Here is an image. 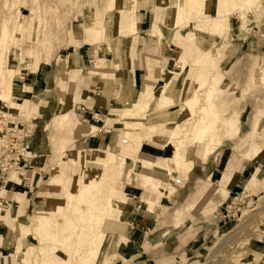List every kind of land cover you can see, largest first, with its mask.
<instances>
[{"label": "rangeland", "instance_id": "1", "mask_svg": "<svg viewBox=\"0 0 264 264\" xmlns=\"http://www.w3.org/2000/svg\"><path fill=\"white\" fill-rule=\"evenodd\" d=\"M187 1L0 0V25L17 26L0 45V55L10 49L2 67L11 85L35 73L34 62L43 57L51 64L40 66L52 78L44 95L13 100L30 102L19 110L7 103L9 111H0L6 127L31 128L23 143L31 160L22 161L17 174L27 180L0 199V264H77L90 244L98 256L89 264H122L118 253L134 237L127 229L142 231V252L151 264H264V0H195L192 13ZM228 15L222 36L198 27ZM179 17L189 21L181 30ZM73 53L83 59L75 71ZM117 53L118 62L109 63ZM102 59L104 69L93 70ZM171 79L170 105L142 93L146 88L158 96ZM124 111L144 112L142 126H154L155 138H172L163 155L145 149L143 155L167 160L183 141V163L143 172L137 149L147 145L138 143V134L127 135ZM205 124L213 130L207 139L199 134ZM91 126L105 127L93 135L106 131L118 138L117 153L106 163L91 157L108 147L84 150L77 138L79 129ZM231 156L240 166L219 205L212 191ZM62 161L75 167L69 180L59 173ZM128 186L140 187L139 198L126 195ZM16 193L25 195L21 213L12 212ZM111 193L114 214L93 216L91 206L100 210ZM6 232L10 243L1 239ZM93 232L101 245L91 243ZM27 233L25 248H34L23 250Z\"/></svg>", "mask_w": 264, "mask_h": 264}, {"label": "crops", "instance_id": "2", "mask_svg": "<svg viewBox=\"0 0 264 264\" xmlns=\"http://www.w3.org/2000/svg\"><path fill=\"white\" fill-rule=\"evenodd\" d=\"M136 21H137V13H136ZM174 38H175V35H174ZM170 43L172 45H174V43H175L174 39ZM72 56H73V58H72L71 64L73 66V71H75V70H77L76 68L80 69L83 59H82V56L76 55L74 53L72 54ZM43 63L48 64V65L51 64V63H46V62H43ZM34 71H36V72L33 74H26L24 77H22L23 79H22V81H20L21 83L13 84L14 85L13 95H12V98L10 100L5 101V100L0 99V111L2 109L5 111H7V110L9 111V107H8L7 103L9 105L17 108V106L21 107L20 105H23L26 101H29V100H25L24 103L16 104L15 102H13V100L17 101L20 98H25V97H29V99H33L36 97L35 96L36 93H38L37 97L42 96L45 93H47V91L49 90V85L52 83V78H51L49 69L47 67H44L43 65H41L40 67H38V70H34ZM131 80H132V78H131ZM146 81H148L149 82L148 84H150V85L153 82L149 78ZM144 84H146V83H144ZM132 86H133V88H135V85H132ZM136 87H138V86H136ZM140 87L141 86H139V88ZM151 87L153 88L152 85H151ZM106 94H107V92H106ZM122 96L125 97L126 92H124L122 94ZM98 99L103 100V97H100ZM97 107H99V106H97ZM99 108H102V107H99ZM0 114H1V112H0ZM89 114H91V113L89 112ZM6 115H8V114H6ZM91 115L96 117V116H99V113L96 110H93ZM91 118H93V117H91ZM4 127L6 128V125H4L0 120V128L3 129ZM104 128L105 127L99 128L100 129L99 131L103 130ZM79 131H80V133H79L77 138L80 139L81 145H82L84 150L99 151L104 147L110 146L112 141H113V138H114V135L112 137H109L108 134L106 133V131L99 133L97 135L89 134L88 131L85 129V127L79 129ZM145 144L147 145V147H144L143 145H141V148H140V155H142V160L147 159L150 162L156 161L157 164H159L157 166H159L160 168H162V164H164L167 167V168H165V170L167 171V169H169L168 164H171L170 160L173 158L174 151H173L172 157L167 159V160L159 158V157L154 158V157H151L148 155H163L164 151H165L164 149L167 148L168 145L173 146L172 143H170V144L168 143L164 147L154 146V145L149 144V143H145ZM143 149H145L147 151L148 155H143L141 153L143 151ZM61 163H62V166H59V165L57 166L60 169L59 173H61V172L67 173L68 180H69V177L72 176V173H74L76 171L75 167H74V165H72V162H70V161H62ZM32 165H33V163H32ZM32 165L30 164V166H32ZM239 166H240V162L236 160V157L231 156L227 162V165H226V168H225V171H224L222 178L217 182V184L215 185L216 187L213 188L212 195H213L214 201L216 203H218L219 205H221L222 202L227 198L228 193L230 191V188L233 185V181L235 179V176H236V173L239 169ZM173 168H175V167H173ZM163 169H164V167H163ZM216 171H217V165L212 169L211 175H213ZM10 177H12V174L10 175ZM26 180H27L26 177L21 174L20 176H18L17 180L10 179L9 182L5 185H2L0 183V192H1L0 194H2L0 199L5 200L7 198V196L9 195L7 193V190L9 188L19 187ZM221 183L223 184V186L218 185ZM128 184L129 183H127L126 185H128ZM233 187H235V185ZM140 190H141L140 187L128 186L126 188V191L128 192V194H126V195L134 197V198H139L136 195L138 194V192ZM14 197H17V201L19 202V204H18V207L17 206L12 207V212L14 213V211L15 212L19 211V213H21L24 209L23 205L25 203V195H22L20 193H16L14 195ZM15 200L16 199H14L13 201H15ZM2 209L3 208H1L0 211H2ZM4 219H5V217L3 216V214L0 213V220L4 221ZM127 232L130 233V237H131V235L134 237H131L129 239V241H128L129 244L126 245V252H124L123 254H122V252L118 253L119 260L117 261V263L121 262L122 264H129V263H131V264H151L152 259H149V257L147 255L145 256V253L142 252V231H140V229H138V230L137 229H131V230L127 229L126 233ZM10 234L11 233L6 232V235H4L2 237H4V238L7 237L5 239H6V241H8ZM29 234L30 233H27L26 236L24 238H22L23 240L21 239L23 250H25L27 248H34V246H28L27 248H25L26 243H27L26 238ZM137 235H139V236H137ZM8 242L10 243V240Z\"/></svg>", "mask_w": 264, "mask_h": 264}, {"label": "bare ground", "instance_id": "3", "mask_svg": "<svg viewBox=\"0 0 264 264\" xmlns=\"http://www.w3.org/2000/svg\"><path fill=\"white\" fill-rule=\"evenodd\" d=\"M207 1H211V0H202V5H204L205 2L207 3ZM187 4H189V12L190 13L194 12V8L196 6L195 5V0H188L186 2V5ZM225 5L227 6V3ZM236 5H238V4H234V6H236ZM183 6H184V4L182 3L181 4V7H183ZM203 8L201 7V13H203L202 12V9ZM199 10H200V8H199ZM196 14H198V13H196ZM200 18H201V16H197V19H198L197 21H199ZM206 19H209V18H206ZM188 22L189 21L185 20L184 18L179 17V19H178V25H177L176 29L181 30V28H183L184 26H186ZM200 25L198 27L201 30L204 31V30L208 29L211 32V34L217 35V36H222V35L226 34L228 32V30H229V15L228 16H221V17L215 19L214 21L211 20V22H208L206 25L205 24H202V23H200ZM12 27L13 28H11V23H9V22H4L2 25H0V40L2 41V43H0L1 46L5 45V43H7V41H9V39L12 38L13 33L15 32V30H17V26L16 25H12ZM9 53H10V49L9 48H6L2 52V54L0 55V66L1 67H2V65L4 63V60H6L8 58V54ZM44 61H45V58L44 57L42 59H37L34 62V65H33L34 70H37L38 67H39V65H40V63L41 62H44ZM105 61H107V60L102 59V61L100 63L99 62H95L96 67L93 68V70H95V71H101V69H104V65H106ZM117 62H118V53L115 55L114 60L111 61V62H109V63L116 64ZM2 69H3V71L2 70L0 71V98H1V100L3 99L5 101H8V100H10L12 98V95H13V86L11 85V83H10L9 79L7 78V76L5 75V73H6V72H4L5 71V68L2 67ZM173 80L174 79H171V81L168 84H166L164 88L161 89V91H160V93H159L158 96H156L154 94V92L151 93V92H148V90L146 91V88H143V90H142L143 92L142 93L145 94V95H147V96L149 94V97L151 99L153 98V99L156 100V99L159 98L161 100L160 101V104H162V106H164V107L167 106V105H170V104H172V101H173V98H172V92H173V88H174L173 87V85H174ZM175 98H178V97H175ZM184 102L186 104L187 101L185 100ZM184 102H183V104H184ZM209 105H211V104L209 103ZM120 115H121L120 116V120L127 119V121H128L127 123L130 122V124L127 125V126H129V128H128L127 132H126L127 135H129L130 137H135L136 136L135 134H138L139 137H141V141L138 142L139 144H142V143L146 142V143L152 144L154 146L164 147L168 143L169 144L172 143V141H171L172 138H170V137H168V138H155L154 135L159 134V133H158V130L154 126L145 127V126H142L141 125L142 119L145 116V113L144 112L141 113V112H134V111H124V113H121ZM4 116H6V114H4ZM138 117H140V120L137 119ZM106 119H111V116H109V118H106ZM106 123L108 125L110 124L107 121H106ZM211 129H214V128H211ZM99 130H100L99 128L94 127V126H91L89 128V130H88V133L93 135V134H96ZM208 133H209V135H208ZM199 134L202 136L203 139H207L208 137H212L213 130L207 129V126L205 124V125H202V129H201V131H199ZM116 140H118V138L116 136H114L111 145L108 146L107 150H105V151L102 152L103 155H101L100 153H97L96 155H93L91 157V161L93 163L96 162L97 164L100 163V162L106 163V161L108 160V158H110L113 155H116V153H117V147H118L116 145ZM182 142L183 141L179 142L178 144H175V147H174V155H173V158L170 160V162H171V164L173 166L181 165L183 163V161H184L183 160L184 159L183 154H184V150L186 149V147L183 144L184 142L183 143ZM137 151L140 152L139 149H137ZM138 152H137V154H139ZM134 158H136V157L134 156ZM154 166L155 165H153L152 162H150L149 160H147V159L142 160L141 168L143 169V172H145V171H151ZM12 174H15L16 177H18V175H17L18 174V171L14 172ZM11 178L12 177H10V179ZM159 178L160 177L157 176L155 179L159 180ZM176 182L178 183V185L180 184L179 181H176ZM92 183L93 182L91 180V182L90 183H87V184L90 186ZM218 185L223 186L222 183L221 184H218ZM79 190H81L80 187H79L78 191ZM73 195H74V193H72V192L69 191V199H73ZM111 197H112V193H111V195H108L107 196V200L104 202V204H103V206H102V208L100 210H96L95 208H93L91 206L90 209L96 211V212L93 213L94 215L93 214H91V215H93V216L96 215L97 218L103 219L106 216H110V215L114 214L113 213L114 212V210H113L114 208H113V205H112V202H111ZM131 201L132 200L129 199L128 205H132V202ZM0 206H2L1 203H0ZM115 214H116V212H115ZM95 233L96 232H93L92 233L93 236H92L91 243L94 242V244L96 246L101 245L103 239H101V240L100 239H97V238L95 239V235H96ZM1 239H2L3 242H6V239L5 238H1ZM95 252H96V250L90 244L88 251L85 252L84 254H82L80 256V258H79V261H77L76 263L77 264H89V262L91 260H93L94 257H97L98 256V253L97 252L95 253ZM76 258L77 257H75V259Z\"/></svg>", "mask_w": 264, "mask_h": 264}, {"label": "built area", "instance_id": "4", "mask_svg": "<svg viewBox=\"0 0 264 264\" xmlns=\"http://www.w3.org/2000/svg\"><path fill=\"white\" fill-rule=\"evenodd\" d=\"M4 118V117H3ZM11 123L10 127L0 128V183L5 185L10 175L19 171L21 162H28L30 158L24 154L23 143L31 135L29 125Z\"/></svg>", "mask_w": 264, "mask_h": 264}]
</instances>
